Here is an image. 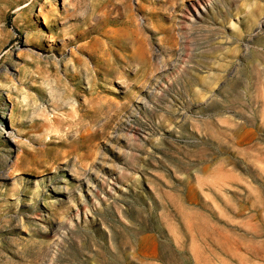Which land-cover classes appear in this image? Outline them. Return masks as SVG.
Returning <instances> with one entry per match:
<instances>
[{"label":"rangeland","instance_id":"obj_1","mask_svg":"<svg viewBox=\"0 0 264 264\" xmlns=\"http://www.w3.org/2000/svg\"><path fill=\"white\" fill-rule=\"evenodd\" d=\"M0 264H264V0H0Z\"/></svg>","mask_w":264,"mask_h":264},{"label":"bare ground","instance_id":"obj_2","mask_svg":"<svg viewBox=\"0 0 264 264\" xmlns=\"http://www.w3.org/2000/svg\"><path fill=\"white\" fill-rule=\"evenodd\" d=\"M41 16L43 17L44 23L47 24V21H46L45 17H44L43 15H41ZM72 42H73V39H67V40H66V43H67V44H70V43H72Z\"/></svg>","mask_w":264,"mask_h":264}]
</instances>
